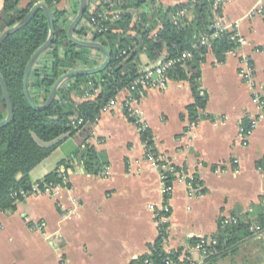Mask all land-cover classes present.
Instances as JSON below:
<instances>
[{
    "label": "crops",
    "instance_id": "1",
    "mask_svg": "<svg viewBox=\"0 0 264 264\" xmlns=\"http://www.w3.org/2000/svg\"><path fill=\"white\" fill-rule=\"evenodd\" d=\"M106 1L90 0L91 10ZM187 1L156 0L154 8L162 5L167 11ZM263 1L225 0L220 7L217 19L235 33L239 47L222 63L211 51L206 55L199 90L207 105L197 124L188 117L187 108L195 102L189 82L168 79L163 87L124 90L116 107L101 112L89 140L99 173L84 168L82 138L64 137L30 179L35 185L60 172L67 180L61 175L57 189L24 197L15 212L0 213V264H142L160 236L156 213L164 202L162 175L173 166L181 171L173 168V190L166 198L165 252L181 250V256L200 262L193 248L201 238L214 237L221 220L253 217L254 208L264 205V169L258 166L264 162V110L253 102L264 92V15L255 14ZM78 4L64 0L59 8L74 14ZM98 53L92 50L90 57ZM245 59L255 70L254 87L240 76ZM164 60V54L158 61L141 54L140 68L154 70ZM125 112L151 132L164 165L148 160L139 125ZM253 118L259 126L245 143L240 127ZM182 174L193 176L201 191H191ZM201 264H264V233Z\"/></svg>",
    "mask_w": 264,
    "mask_h": 264
},
{
    "label": "trees",
    "instance_id": "2",
    "mask_svg": "<svg viewBox=\"0 0 264 264\" xmlns=\"http://www.w3.org/2000/svg\"><path fill=\"white\" fill-rule=\"evenodd\" d=\"M21 1L3 0L0 7V34L23 20L38 2H44L50 8L54 19L52 46L36 62L30 76L31 95L36 104L43 105L57 79L76 68L78 63H91L92 50L78 47L69 40L67 29L74 17L59 8L64 0H28L24 7L20 6ZM121 1L116 7L120 11L119 19H110L107 22L108 30L94 36V41L111 51L110 66L100 74L68 81L59 89L53 104L43 111H36L29 105L24 95L23 81L29 60L49 38L45 11L38 10L28 24L1 44L0 73L11 98L13 117L6 126L0 128V213L16 211L17 203L24 198L21 193H28L33 188L30 173L60 146L64 137L79 135L84 145V168L91 174L100 172L96 150L89 143L93 125L102 109L122 91L130 89L136 78L143 73L140 68L141 54H145L149 61H158L163 54L164 61L175 59L184 52L192 54V59L168 70L167 78L189 82L195 102L187 108L188 117L195 124L202 119L201 111L207 105V97L200 94L199 88L201 65L206 55L211 51L217 61L222 63L228 53L239 47L234 32L225 31L212 38L218 33L215 25L217 16L221 14L220 7H215V0H188L165 11L162 5L154 8L156 0ZM101 7L106 8L107 2L94 12H91L89 4L84 21L103 13ZM78 8L79 4L75 15ZM183 11H187L189 17L187 14L177 17ZM159 23L161 28L157 30ZM85 30L84 25H80L75 32L76 36L82 35ZM204 37L210 38V47L201 44ZM86 93L92 97L85 98ZM125 113L132 122H136L133 116ZM6 115L7 105L0 88V121ZM79 120H82L81 124ZM141 137L159 158L151 132L146 129L141 132ZM164 164L158 161V165ZM258 166L264 169V162ZM173 168L181 171L177 167ZM163 173L167 176L168 184H172L175 179L172 172ZM61 175L60 172L50 173L40 183L41 187L49 183L60 184ZM195 184H198L197 180ZM252 216L251 220L264 229L263 203L254 208ZM251 220L247 217L239 218L236 225L225 228L220 226L214 236L218 241L217 251L226 255L229 249L234 251L246 239L254 237L250 232ZM167 228L168 224L160 228L162 234L152 246L158 250V253L153 254V259H158V255L163 253L162 244L167 238ZM180 254L181 250L172 256L178 261ZM147 257L139 262L142 263Z\"/></svg>",
    "mask_w": 264,
    "mask_h": 264
},
{
    "label": "built area",
    "instance_id": "3",
    "mask_svg": "<svg viewBox=\"0 0 264 264\" xmlns=\"http://www.w3.org/2000/svg\"><path fill=\"white\" fill-rule=\"evenodd\" d=\"M124 1H132V0H124ZM107 7L102 8L104 11L103 13L98 14L97 16H92L90 20L88 21H82L81 25H84V28L86 29L85 33H83L80 36H76L78 39L83 40V41H89V42H96L94 41V36L99 33L106 32L108 30L107 22L112 19V21H116L119 19L120 11L116 9L122 1L121 0H107ZM225 0H215V7L219 8L224 4ZM89 4H91L89 0ZM91 9V7H90ZM91 12H94L91 10ZM255 14L259 15H264V1L262 6L255 11ZM186 15L185 12L178 13L177 17H184ZM71 16L75 17V14H71ZM74 19V18H73ZM215 28L218 30V33L215 34L212 38L217 37L219 33H223L225 31H228V28L221 24L219 20H217V23L215 25ZM211 38V39H212ZM202 45L210 47V38H202ZM99 52V51H98ZM99 56L96 57H90V62L87 65H82L79 64L77 65L74 70H83V69H91V68H96L98 65L100 66L104 62V55L99 52ZM125 54V52H124ZM192 59V54L190 52H184L181 56L172 59V60H167L164 61L162 64H160L158 67H156L154 70H149L143 72L141 75H139L136 80L134 81L132 87L130 89H126L127 91L131 93H135L140 89H145L149 87H163L166 85L168 78H167V72L177 64H184L186 61ZM97 63L98 65L94 66L93 64ZM254 68L250 64V61L248 59H245L243 62V67L240 70V76L243 78V80L247 83L250 84L251 87L255 86V75H254ZM154 73L158 76V79H153ZM201 95L204 96V93L201 92ZM85 98H91L92 95L89 93H86L84 96ZM254 104L258 107L260 111L263 112L264 110V92L262 94H255L253 98ZM117 106V99L111 100L103 109V112H108L114 107ZM126 107L129 108V102H127ZM77 121V120H75ZM79 124L82 123V120L78 121ZM136 123L139 125V129L141 132L145 131L147 128L142 124L140 118L136 119ZM73 125H75V122H73ZM195 125V123H193ZM259 126V119L258 118H253L247 126H241L240 127V133L243 137V140L247 141V139L254 133V131L258 128ZM152 141L154 139L152 138ZM146 155L148 160L158 164V158L156 157V154L150 149L146 144ZM165 168V167H164ZM171 172H174L173 168L170 169ZM175 173V172H174ZM218 173V172H217ZM182 177L187 180V184L190 188L191 191L194 192H199L201 191V186L199 184H195V178L190 175H185L182 174ZM62 178L64 181L67 180V177L65 175H62ZM162 180H163V187H162V193L164 196V202L162 208L157 211L156 217H157V223L159 225V232L160 234V228L167 224L169 214H170V208L169 204L167 203L166 198L170 196L173 187L171 184H168L167 176L165 174L162 175ZM58 185L54 183H49L46 184L45 186L41 187L40 183L33 185V188L30 192L24 193L22 192L21 194L23 197L27 196H36V195H41L46 192H50L54 189H57ZM247 219H253L251 215L247 216ZM239 222V218L237 217H229V218H224L221 220V227L225 228L227 226H232L236 225ZM37 228H41L42 225L38 224L36 226ZM250 232L254 235H261L264 233V229L258 225L256 222L251 220V225H250ZM166 239H164V242ZM163 242V244H164ZM163 244H162V251L163 253H160L158 255V259H153L152 256L155 253H158V250L154 247L151 249V254L143 260L142 264H201L203 263L206 259H210L212 256H215L217 254V245L218 241L215 237H204L198 240L193 248V251H197L200 254L201 261L197 262L194 259H192L189 255H180L178 258V261H176L173 258V254L171 252H165L163 250ZM191 254V253H190Z\"/></svg>",
    "mask_w": 264,
    "mask_h": 264
},
{
    "label": "water",
    "instance_id": "4",
    "mask_svg": "<svg viewBox=\"0 0 264 264\" xmlns=\"http://www.w3.org/2000/svg\"><path fill=\"white\" fill-rule=\"evenodd\" d=\"M88 5H89V0H79L78 12L67 29V35H68L69 40L76 46L101 52L104 55V62L96 68L74 70V71H70L62 75L59 79H57V81L53 85L52 89L50 90L48 94L46 102L43 105L36 104L31 95L30 76H31L32 69L34 68L36 62L50 49V47L52 46L53 40H54L55 25H54V19H53V15H52L50 8L44 2L36 3L23 20H21L19 23L15 24L11 28H9L8 30L0 34V46H1V44L4 42L6 38H8L10 35L17 32L18 30H20L26 24H28L32 20V18L35 16L38 10L43 9L47 15L49 30H50L49 38L46 41V43L43 46H41L29 60L27 67L25 69L24 81H23L24 95L29 105L34 110L43 111L49 108L53 104V102L56 100L59 89L62 88L68 81L76 77L94 76V75L100 74L110 66L111 61H112V53L108 48H106L99 42L83 41L76 37L75 32L77 28L81 25L82 21L84 20V16L88 9ZM153 79H158V76L155 73L153 75ZM0 88L2 90L4 99L7 105V115L4 120L0 121V128H2L11 121L13 117V106H12L11 98L7 90V86L4 82V79L1 73H0Z\"/></svg>",
    "mask_w": 264,
    "mask_h": 264
},
{
    "label": "rangeland",
    "instance_id": "5",
    "mask_svg": "<svg viewBox=\"0 0 264 264\" xmlns=\"http://www.w3.org/2000/svg\"><path fill=\"white\" fill-rule=\"evenodd\" d=\"M199 254L198 252H195V258H198Z\"/></svg>",
    "mask_w": 264,
    "mask_h": 264
}]
</instances>
